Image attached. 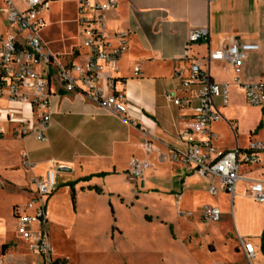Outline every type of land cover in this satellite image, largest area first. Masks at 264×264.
Returning <instances> with one entry per match:
<instances>
[{"label": "crops", "instance_id": "obj_1", "mask_svg": "<svg viewBox=\"0 0 264 264\" xmlns=\"http://www.w3.org/2000/svg\"><path fill=\"white\" fill-rule=\"evenodd\" d=\"M73 1L77 26L79 0ZM114 1L115 10L106 15V33L110 38L126 33L128 50L118 64V72L113 75V86L105 83L106 75L100 77L98 86L108 95L125 96L126 115L121 119L107 113L82 91L65 93L61 80L55 75L50 83L52 122L47 141L40 143L32 135L24 138L18 135L19 121L25 119L32 126L37 118L35 111L1 99L0 177L3 180L0 188H11L25 195L27 200L21 205L24 206L34 197L32 180L57 170V190L47 204V228L52 224L58 230L53 222H58L57 214L62 211H71L76 218L88 214L91 217L99 207L111 209L114 215L124 213L133 217L139 209L142 225L147 228L157 225L169 230L170 242L187 249L196 245L206 251L197 237L207 232L206 241L212 242L207 248L213 254L215 233L223 232L227 259L215 264H234L238 258L246 259L239 238L255 246V258L249 264H264V205L246 196L248 185L245 182L237 183L232 197L222 190L218 180L201 178L193 167L173 160L175 153L187 148L180 134L191 121L192 112L178 109L166 99L168 93L185 95L175 72L182 71L184 77H189L191 64L183 56L196 59L203 71L210 72L215 83L229 85L230 103L224 107L218 101L223 120L212 127L215 149L219 152H229L236 147L246 149L251 141L262 137L261 109L246 103L243 91L234 83L235 75L230 65L218 61L208 63L207 56L209 51H220L232 41L255 43L259 51L248 55L239 80L242 84L264 82V0ZM204 27L209 28V41L186 49L189 32ZM41 36L64 68L71 63H85L87 56L83 49H78L80 44L74 45L75 52L66 53L67 58L61 62L51 42L44 33ZM77 37L81 42L78 26ZM112 41L117 45V41ZM136 67L141 71L139 77L134 76ZM146 139L152 142L149 154L140 147ZM32 143L39 146L34 148ZM13 150H19L20 155L13 157ZM24 159L32 167H24ZM133 159L150 165L138 181L129 175ZM240 172L249 178L264 180V167L242 164ZM211 185L218 188L216 196L208 192ZM157 200L164 204L159 212L154 208ZM235 201L236 221L233 220ZM18 206L14 205L11 211L15 244L10 242V233L3 234L5 241L0 249V261L4 264H17L12 263L13 259L30 255L27 244L16 232L14 209ZM204 206L217 208L221 213L220 221L210 225L203 223L200 213ZM195 215L196 221L191 223L194 230L178 236L174 224ZM203 227H212V233L202 231ZM122 228L116 226L114 229L124 238ZM50 243L52 258L57 260L60 254L54 238ZM11 244L4 253V247Z\"/></svg>", "mask_w": 264, "mask_h": 264}, {"label": "built area", "instance_id": "obj_2", "mask_svg": "<svg viewBox=\"0 0 264 264\" xmlns=\"http://www.w3.org/2000/svg\"><path fill=\"white\" fill-rule=\"evenodd\" d=\"M49 8V0H0V16L8 24L6 33L0 32V100L19 103L35 111L37 118L32 126L25 119L19 121L18 135L21 138L32 135L40 143L47 141L52 122L50 83L55 75L61 80L65 93L82 91L104 111L121 119L127 113L123 94L108 95L105 89L98 86L102 75L107 76L105 83L113 86V75L118 72V64L128 50L126 33H117L113 38L106 33V15L115 10V1H78L77 26L87 59L83 64L71 63L68 68L60 64L41 36L46 24L42 15ZM112 39L117 41V45ZM209 39L208 27L192 29L186 49ZM258 51L259 46L255 43L232 41L220 51H209L207 56L208 63L218 61L230 65L235 75L234 83L243 91L246 103L262 111V137L251 141L246 149L236 147L229 152H219L213 146V124L223 120L218 101L224 107L228 106L230 90L229 85L215 83L210 72L202 70L198 60L183 56L191 64L190 75L184 77L182 71H176L175 77L181 81L185 95L168 93L166 99L178 109L192 112L191 121L180 134L187 148L182 153H175L173 160L193 167L201 178L218 180L222 190L232 197L237 183L245 182L248 185L246 196L264 205V180L249 178L240 172L242 164L264 167V82L242 84L239 80L248 55ZM140 75V68L136 67L134 76ZM140 147L146 154L151 153V140H144ZM23 165L32 167L27 159H24ZM149 168L147 162L133 159L129 164V175L138 181ZM57 174L54 170L47 172L43 178H34V197L24 206L14 209L19 238L27 244L28 253L41 257L43 264L53 263L47 204L57 190ZM208 192L216 196L219 191L211 185ZM200 214L206 225L221 219L220 211L212 206L202 207ZM187 216L191 217V214ZM239 245L246 260L251 263L255 258V246L242 238H239ZM0 264L4 263L0 261Z\"/></svg>", "mask_w": 264, "mask_h": 264}, {"label": "rangeland", "instance_id": "obj_3", "mask_svg": "<svg viewBox=\"0 0 264 264\" xmlns=\"http://www.w3.org/2000/svg\"><path fill=\"white\" fill-rule=\"evenodd\" d=\"M73 0H49L50 9L43 13L42 17L47 23L44 37L51 42L52 47L59 53L57 56L63 62L67 57L66 53H74V45L81 42L77 37V26L75 19V8ZM8 24L3 16H0V32L6 33ZM43 37V36H42ZM72 58V56H70ZM37 141V140H36ZM33 147H38L37 143H32ZM19 150H13L12 156L18 157ZM3 178L0 177V182ZM27 200L25 195H19L11 188L2 190L0 188V249L4 243L3 234L10 233V242L15 244L14 223L12 221V207L22 205ZM66 203H64L65 205ZM73 204V200H71ZM164 204L158 200L154 203V208L159 212ZM168 207L172 205L169 202ZM66 208V205H65ZM168 208V209H169ZM227 209V207H225ZM100 209V211H99ZM169 209V211H170ZM229 209V208H228ZM68 210V209H67ZM97 213L91 215H81L76 218L71 211L58 213V219L53 222L58 225V230L54 225L49 224V240L54 238L55 246L59 250V257L56 258L62 264H215L227 259V250L224 239L220 234L215 233L214 247L216 251L210 254L206 240L207 232L198 235L197 239L206 246V251L191 245L189 249L181 244L170 242L168 238L169 230H164L157 225L150 228L141 224L139 209L129 217L127 214L114 215L111 209L97 208ZM230 210V209H229ZM230 212V211H229ZM50 213V206H49ZM237 202L235 201V214L233 220L236 221ZM230 215V214H229ZM196 215L180 224L175 223L174 228L178 236L193 231L192 224L196 220ZM232 219V216H229ZM116 220V221H115ZM123 227L125 237L121 238L115 227ZM157 226V227H156ZM37 225L34 229L37 230ZM212 227L202 231L212 233ZM55 235H53V231ZM223 230V229H222ZM206 237V238H205ZM228 245V244H226ZM4 247V253L9 247ZM212 251V250H210ZM6 261V258L4 259ZM17 264H43L41 257L30 254L24 259H13L12 263ZM6 263H8L6 261ZM234 264H249L246 259L238 258Z\"/></svg>", "mask_w": 264, "mask_h": 264}, {"label": "trees", "instance_id": "obj_4", "mask_svg": "<svg viewBox=\"0 0 264 264\" xmlns=\"http://www.w3.org/2000/svg\"><path fill=\"white\" fill-rule=\"evenodd\" d=\"M263 237H264V234H263ZM52 264H62V263H60L58 260H53Z\"/></svg>", "mask_w": 264, "mask_h": 264}]
</instances>
